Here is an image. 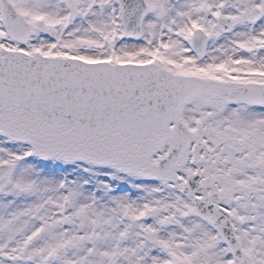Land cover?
I'll return each instance as SVG.
<instances>
[{"label": "snow or ice", "instance_id": "snow-or-ice-1", "mask_svg": "<svg viewBox=\"0 0 264 264\" xmlns=\"http://www.w3.org/2000/svg\"><path fill=\"white\" fill-rule=\"evenodd\" d=\"M0 264H264V0H0Z\"/></svg>", "mask_w": 264, "mask_h": 264}]
</instances>
